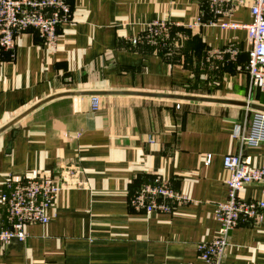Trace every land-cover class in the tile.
<instances>
[{"label":"crops","instance_id":"0c3cea01","mask_svg":"<svg viewBox=\"0 0 264 264\" xmlns=\"http://www.w3.org/2000/svg\"><path fill=\"white\" fill-rule=\"evenodd\" d=\"M67 3L70 21L53 48L28 29L12 52L0 50V191L8 179L58 181L69 166L81 186L60 191L48 223L26 226L24 241L0 244V264H204L197 244L216 234L214 207L227 197L223 157L242 153L261 166L264 145L244 148L235 136L245 107L144 93L264 105L246 71V30L230 26L251 22V0H231L227 16L213 15L207 0ZM198 16L201 24L188 28ZM154 19L178 23L166 46L127 40ZM230 44L239 49L234 59L218 52ZM154 177L189 200L173 203L171 213L132 208L128 197ZM240 195L263 197L258 184ZM219 264H264V211L230 231Z\"/></svg>","mask_w":264,"mask_h":264},{"label":"built area","instance_id":"2783aa9c","mask_svg":"<svg viewBox=\"0 0 264 264\" xmlns=\"http://www.w3.org/2000/svg\"><path fill=\"white\" fill-rule=\"evenodd\" d=\"M208 8L213 15H229L233 8L231 0H207ZM242 3V2H240ZM251 22L242 25L231 24L246 30V71L250 86L264 94V0H251L249 6ZM71 9L67 0H0V50L12 52L16 35L28 28L38 34L42 42L53 48L57 38V27L70 21ZM198 16L188 28L201 24ZM176 22L164 19L150 21L142 32L127 40L135 45L145 42L151 46H166L170 31ZM221 27L229 26L221 23ZM218 52L227 54L231 59L237 57L239 49L230 44ZM178 107V105H177ZM90 108H99V98L91 97ZM248 110V109H247ZM247 118L235 136L241 147L256 148L264 145V112L248 110ZM206 155L205 163H209ZM223 167L228 172L225 181L227 197L214 207V217L218 223L216 234L208 241L197 244L198 256L204 264H219L228 245L230 231L241 223L261 219L264 211V164L249 166L242 153H228L223 157ZM78 173L75 167H62L55 181L51 175L8 179L0 191V210H4L5 223L0 222V244L12 239L24 241L27 238L26 226L31 224L45 225L49 221V209L55 202L56 195L69 188L81 186L74 179ZM258 184L261 187L262 199L243 198L240 193L246 185ZM189 200L182 192L174 191L169 184L158 177L141 183L129 198L130 205L146 213L162 211L171 213L173 203Z\"/></svg>","mask_w":264,"mask_h":264},{"label":"water","instance_id":"95a60500","mask_svg":"<svg viewBox=\"0 0 264 264\" xmlns=\"http://www.w3.org/2000/svg\"><path fill=\"white\" fill-rule=\"evenodd\" d=\"M97 92H90L89 94L91 96H97ZM69 93H60L55 94L54 96H50L49 98L42 100L38 104L32 106L29 108L26 112L12 120L7 126L13 124L17 120H19L22 116H24L26 113L30 112L34 108L38 107L39 105L43 104L44 102L58 96L63 95H69ZM146 95H152V96H159V97H165V98H173L176 100H193V101H203V102H216V103H224V104H231V105H238L247 108L248 110H257V111H263L264 112V105L257 104L251 101H242V100H230V99H218V98H209V97H202V96H195V95H189V94H155V93H144ZM6 126V127H7ZM5 127V128H6Z\"/></svg>","mask_w":264,"mask_h":264},{"label":"rangeland","instance_id":"374dc122","mask_svg":"<svg viewBox=\"0 0 264 264\" xmlns=\"http://www.w3.org/2000/svg\"><path fill=\"white\" fill-rule=\"evenodd\" d=\"M62 27V25H59L58 27H57V33H58V30L60 29ZM28 29H32V28H28ZM28 29H26V30H28ZM25 30V31H26ZM33 30V29H32ZM25 31H22V32H20V33H23V32H25ZM20 33H18L17 35H16V37L20 34ZM183 94H189V95H194L193 94V92H183ZM91 97H93V96H90V100H91ZM98 97V96H97ZM261 98H262V96H260ZM99 98V97H98ZM247 109V108H246ZM75 177V176H74ZM159 178V177H158ZM161 181H162V179L161 178H159ZM164 182V181H163ZM131 197V195L128 197V203H129V198ZM129 205H130V203H129ZM132 208H134V209H136V210H142V209H140V208H137V207H135V206H133V205H130ZM143 211V210H142ZM156 212H161V213H164V212H162V211H156ZM144 213H146V212H144ZM146 214H148V213H146ZM3 223H5V220H3L2 222H1V224H3Z\"/></svg>","mask_w":264,"mask_h":264}]
</instances>
